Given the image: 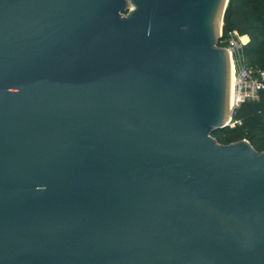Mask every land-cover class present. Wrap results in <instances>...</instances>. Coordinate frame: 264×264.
Segmentation results:
<instances>
[{
  "label": "water",
  "instance_id": "95a60500",
  "mask_svg": "<svg viewBox=\"0 0 264 264\" xmlns=\"http://www.w3.org/2000/svg\"><path fill=\"white\" fill-rule=\"evenodd\" d=\"M228 1L0 0V264H264Z\"/></svg>",
  "mask_w": 264,
  "mask_h": 264
},
{
  "label": "trees",
  "instance_id": "16d2710c",
  "mask_svg": "<svg viewBox=\"0 0 264 264\" xmlns=\"http://www.w3.org/2000/svg\"><path fill=\"white\" fill-rule=\"evenodd\" d=\"M233 31L248 36L242 45L247 65L264 70V0H229L221 39ZM211 135L222 144L246 139L254 149L264 152V89L255 99L244 100L236 106L231 112L230 124L213 130Z\"/></svg>",
  "mask_w": 264,
  "mask_h": 264
},
{
  "label": "built area",
  "instance_id": "2783aa9c",
  "mask_svg": "<svg viewBox=\"0 0 264 264\" xmlns=\"http://www.w3.org/2000/svg\"><path fill=\"white\" fill-rule=\"evenodd\" d=\"M232 35L240 37L236 31L230 32L228 34L229 38L227 37V41L224 46L229 54L233 70V104L231 106V112L242 101L255 99L258 92L264 89V70L254 69L247 64L239 63V58L236 57L235 50L241 45L237 41L233 40Z\"/></svg>",
  "mask_w": 264,
  "mask_h": 264
},
{
  "label": "rangeland",
  "instance_id": "374dc122",
  "mask_svg": "<svg viewBox=\"0 0 264 264\" xmlns=\"http://www.w3.org/2000/svg\"><path fill=\"white\" fill-rule=\"evenodd\" d=\"M127 5L129 6V9L132 8V3H131V0H127ZM229 38V37H228ZM232 38L233 40L237 41L241 46H239L236 50H235V53H236V57L239 58V63L240 64H247L244 59H243V55H242V45L244 43H242L243 40H241L240 37H236V35H232ZM227 38H223L221 39L220 43L218 44L220 47H224L225 44H226V40ZM231 64V63H230ZM230 90V88H229Z\"/></svg>",
  "mask_w": 264,
  "mask_h": 264
},
{
  "label": "bare ground",
  "instance_id": "6f19581e",
  "mask_svg": "<svg viewBox=\"0 0 264 264\" xmlns=\"http://www.w3.org/2000/svg\"><path fill=\"white\" fill-rule=\"evenodd\" d=\"M132 9H134V5H132ZM222 22V13L220 15L219 21H218V26H217V32L220 31V25ZM231 63V61H230ZM233 84V70H232V63L230 64V78H229V99H228V107L230 108L233 104V97H232V85Z\"/></svg>",
  "mask_w": 264,
  "mask_h": 264
},
{
  "label": "crops",
  "instance_id": "0c3cea01",
  "mask_svg": "<svg viewBox=\"0 0 264 264\" xmlns=\"http://www.w3.org/2000/svg\"><path fill=\"white\" fill-rule=\"evenodd\" d=\"M240 38L242 41V43H246V41L248 40V36L247 35H240Z\"/></svg>",
  "mask_w": 264,
  "mask_h": 264
}]
</instances>
